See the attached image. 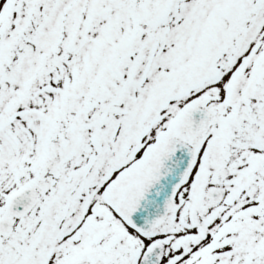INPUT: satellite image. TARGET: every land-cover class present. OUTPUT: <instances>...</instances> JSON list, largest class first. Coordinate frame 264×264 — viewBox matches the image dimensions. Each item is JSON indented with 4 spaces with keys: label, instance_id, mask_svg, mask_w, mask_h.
Masks as SVG:
<instances>
[{
    "label": "snow or ice",
    "instance_id": "1",
    "mask_svg": "<svg viewBox=\"0 0 264 264\" xmlns=\"http://www.w3.org/2000/svg\"><path fill=\"white\" fill-rule=\"evenodd\" d=\"M0 264H264V0H0Z\"/></svg>",
    "mask_w": 264,
    "mask_h": 264
}]
</instances>
